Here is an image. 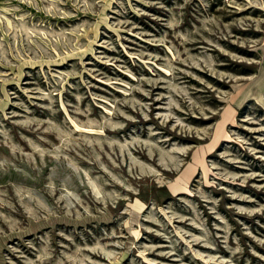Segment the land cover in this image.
Masks as SVG:
<instances>
[{
  "label": "rangeland",
  "instance_id": "374dc122",
  "mask_svg": "<svg viewBox=\"0 0 264 264\" xmlns=\"http://www.w3.org/2000/svg\"><path fill=\"white\" fill-rule=\"evenodd\" d=\"M0 264H264V0H0Z\"/></svg>",
  "mask_w": 264,
  "mask_h": 264
},
{
  "label": "bare ground",
  "instance_id": "6f19581e",
  "mask_svg": "<svg viewBox=\"0 0 264 264\" xmlns=\"http://www.w3.org/2000/svg\"><path fill=\"white\" fill-rule=\"evenodd\" d=\"M250 100V99H249Z\"/></svg>",
  "mask_w": 264,
  "mask_h": 264
}]
</instances>
